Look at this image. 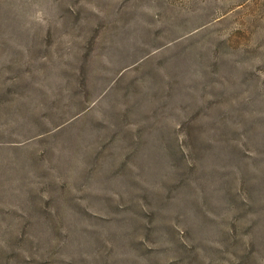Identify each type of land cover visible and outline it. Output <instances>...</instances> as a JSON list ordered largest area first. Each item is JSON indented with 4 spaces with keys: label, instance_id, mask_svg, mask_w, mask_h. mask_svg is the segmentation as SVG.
<instances>
[{
    "label": "rangeland",
    "instance_id": "rangeland-1",
    "mask_svg": "<svg viewBox=\"0 0 264 264\" xmlns=\"http://www.w3.org/2000/svg\"><path fill=\"white\" fill-rule=\"evenodd\" d=\"M0 264H264V0H0Z\"/></svg>",
    "mask_w": 264,
    "mask_h": 264
}]
</instances>
